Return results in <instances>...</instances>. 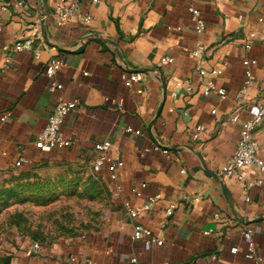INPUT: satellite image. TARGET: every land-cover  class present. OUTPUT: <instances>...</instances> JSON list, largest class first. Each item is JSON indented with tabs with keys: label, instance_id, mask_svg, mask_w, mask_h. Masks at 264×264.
<instances>
[{
	"label": "crops",
	"instance_id": "obj_1",
	"mask_svg": "<svg viewBox=\"0 0 264 264\" xmlns=\"http://www.w3.org/2000/svg\"><path fill=\"white\" fill-rule=\"evenodd\" d=\"M54 1L23 0L15 8L13 1L0 0V115L9 112L0 122V178L17 169L94 164L95 143L107 142L112 159L122 162L118 199L124 215L90 239L44 243L37 251L26 244L15 264H127L132 256L142 264H253L246 255V227L252 229L255 254L264 257V172L245 166V181L222 173L242 121L264 101V0H77L66 25L53 18ZM190 5L205 21L201 34L194 30ZM85 14L91 16L88 24ZM35 34L42 42L36 40L33 50H12L17 38ZM199 42L205 49L198 56L184 51ZM57 55L63 66L49 78L45 68ZM163 56L172 62L161 64ZM251 60L253 81L237 100ZM214 68L221 70L214 80L225 99L200 92ZM125 72H140L141 79L127 86L121 80ZM53 79L59 86L50 88ZM183 80L191 92L177 86ZM59 99L76 101L60 129L71 143L41 151L35 138ZM235 113L239 119L232 121ZM197 124L204 129L194 139ZM127 126L141 133H128ZM254 136L264 159V121ZM19 158L25 162L15 167ZM100 170L107 176L105 167ZM142 183L141 196L133 195L130 189ZM155 194L160 198L151 203ZM123 199L138 209L135 221L162 245L132 239ZM170 203L175 207L168 215Z\"/></svg>",
	"mask_w": 264,
	"mask_h": 264
},
{
	"label": "rangeland",
	"instance_id": "obj_2",
	"mask_svg": "<svg viewBox=\"0 0 264 264\" xmlns=\"http://www.w3.org/2000/svg\"><path fill=\"white\" fill-rule=\"evenodd\" d=\"M124 213L107 176L90 161L0 178V264L26 244L66 243L103 234Z\"/></svg>",
	"mask_w": 264,
	"mask_h": 264
},
{
	"label": "built area",
	"instance_id": "obj_3",
	"mask_svg": "<svg viewBox=\"0 0 264 264\" xmlns=\"http://www.w3.org/2000/svg\"><path fill=\"white\" fill-rule=\"evenodd\" d=\"M13 1V7H22L24 2L23 0H11ZM50 1V0H48ZM95 2L96 0H92ZM194 1V0H192ZM78 2L77 0H55L53 3L52 16L60 25H66L69 20L75 15L77 10ZM2 8H5L4 6ZM190 14H191V22L193 24L194 30L197 34L203 33L205 29V21L201 15L200 10L194 5L189 6ZM82 20L84 23L88 24L91 21V16L89 14H85L82 16ZM259 21H263V18L259 17ZM38 40L42 42L40 34H35L33 36H24L21 38H17L13 45V51H30L33 50L34 42ZM246 48H250V44L245 45ZM3 50H8V45H3ZM205 49L204 44L196 43L193 48H184L185 52H188L191 56H198ZM35 55L38 56V52L35 51ZM10 58L6 56L5 63L8 64ZM161 64H169L172 62V58L169 56H163L160 59ZM255 63V60H251L248 62L247 67L244 70V78L242 82L241 89L235 94V98L240 100L245 93L246 88L253 81V72L252 66ZM63 66L62 56L57 55L50 59V62L45 68V74L52 78L57 70H59ZM212 77L205 82L200 90L202 95L208 96L212 92H215L219 98L225 99L227 97L226 91L224 88L217 86L215 83V77L221 73L220 69H212L210 71ZM141 79L140 72H125L121 75L122 82L130 86L131 84L139 81ZM186 85L185 88L188 92H191L193 89L191 88L188 80H183L177 82V86ZM59 84L53 79L51 81V87H58ZM175 93L172 92L171 95ZM76 106L75 100H64L59 99L53 108V111L47 117V121L43 127V129L37 134L34 145L41 151H51L53 149H64L68 147L71 143V140L63 136L61 133V125L65 118V116ZM212 113L215 112V109L211 110ZM9 115V112H5L0 115V122L4 121ZM239 119V114L235 113L231 116L232 121H237ZM264 121V101L258 104L256 111L252 114L251 117L245 119L241 123V129L239 132V137L237 140V144L225 162L222 173L227 178H233L238 181H245V176L243 172V168L245 166H254L260 172H264V159L260 155V144L257 138L254 136L256 128ZM204 126L202 124H197L194 128L192 137L194 139L199 138L200 133L203 131ZM126 132L140 134V129H134L131 126L126 127ZM95 150L98 152L94 160V164L96 167H105L107 177L109 182L112 185L113 192L117 198H119L123 192L122 185L118 182V173L119 167L122 166V162L120 160L112 159V156L109 154L111 146L107 142H97L94 145ZM154 150H159L160 146L158 144L153 145ZM163 153H167L168 149H162ZM25 162L24 158H19L14 162L15 167H20ZM184 172V170H182ZM251 184L247 183L246 187ZM146 186L145 183H142L140 186H134L130 189L131 193L135 196H141V189ZM160 198V194H155L151 196L149 199L152 202ZM122 206L131 220L132 223V239L134 240H142L145 244H155L162 245L163 240L157 236H155L152 231L142 225L141 223L136 222V218L138 216V209L134 207L129 200L123 199L121 200ZM175 207L174 203H170L166 208V213L169 215L172 213ZM214 218H218V214H214ZM211 229L204 231V234L210 233ZM243 235L247 240V252L246 255L253 260V264H264V257L255 254V244L253 241V232L252 229L246 227L243 230ZM41 248V244L33 243L29 247V251H37ZM232 252L237 250V247H232L230 249ZM75 257H71L70 261H75ZM87 264H100L95 261H87ZM127 264H142L140 263L136 257L132 256L129 258ZM152 264V263H146Z\"/></svg>",
	"mask_w": 264,
	"mask_h": 264
},
{
	"label": "water",
	"instance_id": "obj_4",
	"mask_svg": "<svg viewBox=\"0 0 264 264\" xmlns=\"http://www.w3.org/2000/svg\"><path fill=\"white\" fill-rule=\"evenodd\" d=\"M106 42H109V43H115L114 41H112V40H110V39H107V40H105ZM136 71V70H135ZM212 175H214V176H217V174H215V173H212ZM246 221V220H245Z\"/></svg>",
	"mask_w": 264,
	"mask_h": 264
}]
</instances>
